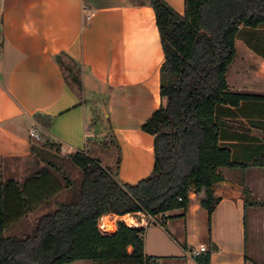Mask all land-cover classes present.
Returning a JSON list of instances; mask_svg holds the SVG:
<instances>
[{
	"label": "crops",
	"instance_id": "0c3cea01",
	"mask_svg": "<svg viewBox=\"0 0 264 264\" xmlns=\"http://www.w3.org/2000/svg\"><path fill=\"white\" fill-rule=\"evenodd\" d=\"M165 1L184 14L185 0ZM88 13L91 20L86 18ZM246 47L239 58L237 37L228 86L233 93L259 98L236 107L223 104L217 118L222 124V145L232 151L235 163L249 167L221 173L236 183L242 180L240 172L248 173L247 177L255 174L264 194V167L252 166L264 160V40ZM62 56L80 68L82 89L68 82L58 60ZM164 61L149 0H0L4 181L23 182L46 167L32 152L39 146L30 137L34 128L44 141L59 148L60 164H54L62 174L67 167L78 171L68 157L89 152L95 158L90 132L97 129L92 121L100 113L120 147L118 180L136 185L147 178L154 168V137L141 128L164 103L160 82ZM37 116L49 118L50 127L41 125ZM200 200L192 193L186 213L175 210L155 217L157 222L148 226L143 223L145 254L158 258L159 264H198L205 253L211 254L210 264H264V206L246 207L243 199H223L210 217ZM109 215L117 222L123 219ZM201 245L207 252L194 257L193 251Z\"/></svg>",
	"mask_w": 264,
	"mask_h": 264
},
{
	"label": "trees",
	"instance_id": "16d2710c",
	"mask_svg": "<svg viewBox=\"0 0 264 264\" xmlns=\"http://www.w3.org/2000/svg\"><path fill=\"white\" fill-rule=\"evenodd\" d=\"M149 1L165 57L160 70L164 103L141 128L154 137L152 173L129 185L89 152L72 154L69 160L82 172L73 199L38 217L31 234L6 236L11 225L49 205L72 182L47 161L45 168L23 182L4 181L0 158V264H159L158 258L145 254L144 228L120 220L115 233L104 234L99 219L109 214L186 213L192 193L201 196L200 205L210 217L223 199H243L246 207L264 206L252 199L244 182L222 175V169L240 171L249 166L235 163L232 151L222 145L217 118L223 104L236 107L259 98L231 92L227 73L237 55L240 30L264 27V0H185L184 14L165 0ZM66 59L71 61L67 56L58 58L64 72ZM81 75V70L79 78L72 75L78 89ZM37 120L46 129L51 125L49 118L37 116ZM44 150L59 152L48 141L32 152ZM120 162L119 156L118 167ZM252 166L264 167V160ZM210 257L201 255L198 264H210Z\"/></svg>",
	"mask_w": 264,
	"mask_h": 264
},
{
	"label": "rangeland",
	"instance_id": "374dc122",
	"mask_svg": "<svg viewBox=\"0 0 264 264\" xmlns=\"http://www.w3.org/2000/svg\"><path fill=\"white\" fill-rule=\"evenodd\" d=\"M261 29L259 31H255V30H248V29H244L242 28L240 30V33L238 35V52H239V58L243 57V55L245 54L247 47L246 45L249 42H254L255 44L258 42H261V40H264V27H260ZM65 74L66 77L68 79V82L77 88L75 81L72 78L73 76H76L77 78L80 77V68L74 64L73 62L69 61V60H65ZM93 124H95V128L97 126V129L91 130L90 134L92 135V137L90 138V147L92 148L91 150H93V155L95 156L96 159H98L101 164L105 167L110 169L113 173H117L118 172V159L120 156V152H119V148L117 145L116 140L113 138V136L111 135V133L108 132V123L104 118L103 113H100L99 115H96V117L94 118V121H92ZM92 128V127H90ZM104 134V135H103ZM45 146V141L39 142V146H38V150H41L42 147ZM55 154V155H53ZM56 154H58V152H56L55 150L51 153L49 152H45V150L42 151H38L37 153H35L34 155L36 156V159H40L42 160L44 163L47 162H52L55 164H60V162L58 161V158L56 156ZM39 162V161H37ZM74 168H76L74 166ZM78 171H75L69 167H67V169L63 172V174L65 176H67L71 182H72V187L70 189H68L67 192H65V194L58 195L55 200H53V202H51L49 205H47L45 208H43L41 211H37L35 213H32L33 215H31V218L25 222L24 219H22L21 221H19L16 224L11 225L6 231H5V235L6 236H18V237H22L25 235H29L33 232V229L35 227L36 224V220L38 217H40L41 215L47 213L49 210L56 208L57 204H61V203H69L73 197L74 194L78 188V185L82 179V172L79 168H77ZM241 173V181L239 182H244L245 185L252 191L251 196L252 199H260L264 201V194L259 192V183L260 180L255 177H253L250 175V177H247L248 173L245 172H240ZM62 174V173H61ZM249 176V175H248ZM262 182V181H261ZM61 196V197H60ZM258 212L262 211V209L257 208L256 209ZM252 212L251 210H248V216L249 213ZM135 219L137 220H141V216L139 215H135L134 216ZM128 222H131L128 219ZM248 235L251 236L252 234V228L249 226L248 223ZM261 228V225L259 226ZM263 230V229H262ZM263 235V231L262 234H260V237L262 238ZM79 264H94V263H80L77 262ZM76 263V264H77Z\"/></svg>",
	"mask_w": 264,
	"mask_h": 264
},
{
	"label": "built area",
	"instance_id": "2783aa9c",
	"mask_svg": "<svg viewBox=\"0 0 264 264\" xmlns=\"http://www.w3.org/2000/svg\"><path fill=\"white\" fill-rule=\"evenodd\" d=\"M87 15L88 16L86 18L88 20H91V15L89 13ZM30 137L34 140V142L44 141L41 132L37 128L32 129V131L30 132ZM138 215L141 216L140 221L134 218L135 215H130L127 218L123 217L122 221L129 227H141L143 223L145 224V226H148L151 223L157 222L155 217L145 215L142 213H139ZM128 219L131 222H128ZM116 222L117 221H115V219L112 216L104 215L99 219L98 227L100 231L104 234H113L117 230L118 222L117 223ZM204 252H207V248L204 245H201L198 250L193 251V256L197 257Z\"/></svg>",
	"mask_w": 264,
	"mask_h": 264
}]
</instances>
